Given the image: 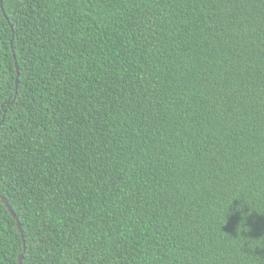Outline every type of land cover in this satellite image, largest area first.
Wrapping results in <instances>:
<instances>
[{
    "label": "trees",
    "instance_id": "trees-1",
    "mask_svg": "<svg viewBox=\"0 0 264 264\" xmlns=\"http://www.w3.org/2000/svg\"><path fill=\"white\" fill-rule=\"evenodd\" d=\"M0 197V264H264V0H0Z\"/></svg>",
    "mask_w": 264,
    "mask_h": 264
},
{
    "label": "water",
    "instance_id": "water-1",
    "mask_svg": "<svg viewBox=\"0 0 264 264\" xmlns=\"http://www.w3.org/2000/svg\"><path fill=\"white\" fill-rule=\"evenodd\" d=\"M0 199H1L2 203L5 205V207L7 208V210L9 211V213L11 214V216L16 220V217H15L14 213L12 212L10 206L6 203V201L4 199H2L1 197H0ZM17 226L19 228V224L18 223H17ZM19 232H20V234L22 236V233H21V230L20 229H19ZM23 249H24V245H23ZM21 260H22V254H20L18 256V264H21Z\"/></svg>",
    "mask_w": 264,
    "mask_h": 264
}]
</instances>
